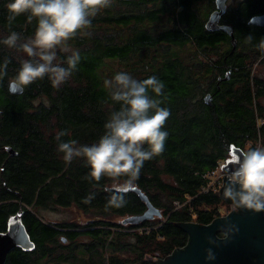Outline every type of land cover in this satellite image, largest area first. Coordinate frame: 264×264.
Instances as JSON below:
<instances>
[{
    "label": "trees",
    "instance_id": "trees-1",
    "mask_svg": "<svg viewBox=\"0 0 264 264\" xmlns=\"http://www.w3.org/2000/svg\"><path fill=\"white\" fill-rule=\"evenodd\" d=\"M7 2L0 0V40L10 28L22 38L33 35L36 22L26 16L9 26ZM216 6V0H111L90 17L83 30L90 34H77L67 53L58 51L65 67L71 52L80 53L70 78L55 86L46 76L20 94L10 92L9 81L26 57L0 44V64L10 61L0 80V232L22 212L36 245L13 249L5 264H156L187 245L179 223L208 225L228 213L219 190L206 191L207 174L229 159L232 145L264 144V78L253 74L257 62L264 65V49L256 47L264 27L248 24L264 13V0L227 6L219 25L233 28L235 48L228 33L208 27ZM119 71L138 80L157 76L165 85L161 106L171 113L163 153L145 161L134 186L162 216L135 225L122 219L146 211L137 192L123 194V207L110 206L112 179L85 180L84 160L66 163L56 150L61 131L68 132L63 141L88 145L104 133L119 105L103 82ZM70 207L87 223L52 222L43 214Z\"/></svg>",
    "mask_w": 264,
    "mask_h": 264
},
{
    "label": "clouds",
    "instance_id": "clouds-1",
    "mask_svg": "<svg viewBox=\"0 0 264 264\" xmlns=\"http://www.w3.org/2000/svg\"><path fill=\"white\" fill-rule=\"evenodd\" d=\"M111 6V0H9L5 7L9 26L20 16L35 20L33 35L22 38L9 29V35L0 44L23 53L16 74L9 83L26 87L37 79L48 77L55 85L66 82L80 62L79 51L67 56V66L58 62V51L68 52L67 42L91 26L90 17ZM253 36H246L251 43ZM257 48L264 49V37ZM10 61L0 64V80L7 76ZM111 101L119 105L111 111L104 123V133L92 143L80 144L75 139L63 141L67 131L57 134V152L66 163L82 158L90 171L87 181L112 179L113 193L108 204L115 208L125 205L124 193L135 186L145 161L164 151L168 132L162 130L170 117V109L162 107L164 83L155 75L138 80L127 72L119 71L103 82ZM229 166L218 165L224 179L223 197L231 201L234 209L264 212V144L255 147L249 142L244 148L229 155ZM226 179V182H225ZM234 229V226H233ZM235 230V229H234ZM209 243H214L209 238ZM206 260L214 259L206 249Z\"/></svg>",
    "mask_w": 264,
    "mask_h": 264
},
{
    "label": "water",
    "instance_id": "water-1",
    "mask_svg": "<svg viewBox=\"0 0 264 264\" xmlns=\"http://www.w3.org/2000/svg\"><path fill=\"white\" fill-rule=\"evenodd\" d=\"M227 2L228 0H216L217 8L210 15L208 27L228 33L235 48L233 28L228 25H219L227 11ZM248 24L264 27V13L253 16ZM229 77L230 71L226 73L224 80H228ZM9 90L13 94H20L23 92V87L9 84ZM205 100L210 105L212 96L208 94ZM7 149L10 150V148ZM240 149L232 145L229 154L236 153ZM229 163L227 159L223 164L224 168H227ZM130 190L139 194V197L146 203L147 209L143 214L131 215L122 219L123 224L135 225L162 216L161 210L155 207L139 188L133 187ZM219 193L225 203L232 205L230 200L223 197L222 187ZM178 225L189 236L187 245L176 249L163 259L156 260V264H264V212L237 209L228 215L217 217L208 225L196 222L179 223ZM209 238L214 243H209ZM35 247L23 223L22 212H19L9 221L7 230L0 232V264H5L8 254L15 248L31 251ZM206 249H211L214 259H205Z\"/></svg>",
    "mask_w": 264,
    "mask_h": 264
},
{
    "label": "rangeland",
    "instance_id": "rangeland-1",
    "mask_svg": "<svg viewBox=\"0 0 264 264\" xmlns=\"http://www.w3.org/2000/svg\"><path fill=\"white\" fill-rule=\"evenodd\" d=\"M238 1L239 0H228V5ZM253 74L260 75L262 78H264V65H261L259 64V62H257L254 66ZM263 104H264V100H263ZM225 207L226 206H222L221 208L222 211L226 210L229 212L231 207L230 206H227L226 208ZM43 214L47 220L58 223L75 222L77 224L84 225L87 223V219H88L87 215L76 207L61 208L57 211H45Z\"/></svg>",
    "mask_w": 264,
    "mask_h": 264
},
{
    "label": "built area",
    "instance_id": "built-area-1",
    "mask_svg": "<svg viewBox=\"0 0 264 264\" xmlns=\"http://www.w3.org/2000/svg\"><path fill=\"white\" fill-rule=\"evenodd\" d=\"M220 164H224V161L221 162ZM207 177L210 179V184L206 191L209 190V188H213L214 190H220L223 182V177H222V171L219 167H217L216 170L209 172L207 174Z\"/></svg>",
    "mask_w": 264,
    "mask_h": 264
},
{
    "label": "flooded vegetation",
    "instance_id": "flooded-vegetation-1",
    "mask_svg": "<svg viewBox=\"0 0 264 264\" xmlns=\"http://www.w3.org/2000/svg\"><path fill=\"white\" fill-rule=\"evenodd\" d=\"M229 205V204H228ZM231 208H230V211L226 214L228 215L229 213H231L232 211H236L237 209H234V207L232 205H229ZM222 216H225V215H222Z\"/></svg>",
    "mask_w": 264,
    "mask_h": 264
},
{
    "label": "bare ground",
    "instance_id": "bare-ground-1",
    "mask_svg": "<svg viewBox=\"0 0 264 264\" xmlns=\"http://www.w3.org/2000/svg\"><path fill=\"white\" fill-rule=\"evenodd\" d=\"M227 6H228V2H227ZM223 18V17H222ZM221 21V20H220ZM226 162V160L224 161V163Z\"/></svg>",
    "mask_w": 264,
    "mask_h": 264
}]
</instances>
